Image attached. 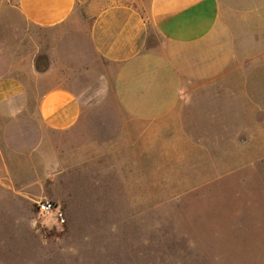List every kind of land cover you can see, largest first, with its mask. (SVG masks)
<instances>
[{
	"label": "crops",
	"instance_id": "crops-1",
	"mask_svg": "<svg viewBox=\"0 0 264 264\" xmlns=\"http://www.w3.org/2000/svg\"><path fill=\"white\" fill-rule=\"evenodd\" d=\"M17 3L29 24L88 39L105 67L95 70L93 83L81 75L77 85L64 82L32 98L11 74L14 52L0 40V187L15 196L54 200L60 212L64 199L55 184L64 166L129 172L136 151L138 160H149L150 146L177 135L174 127L196 118L202 102L216 104L210 120L222 119L227 131L237 120L229 102L238 103L240 120L261 112L255 125L264 128V97L245 101L237 91L264 87V0ZM99 81L102 93L82 89Z\"/></svg>",
	"mask_w": 264,
	"mask_h": 264
},
{
	"label": "rangeland",
	"instance_id": "rangeland-1",
	"mask_svg": "<svg viewBox=\"0 0 264 264\" xmlns=\"http://www.w3.org/2000/svg\"><path fill=\"white\" fill-rule=\"evenodd\" d=\"M17 5L0 0V40L14 52L11 74L24 93L77 85L81 75L93 83L105 66L89 40L31 25ZM254 87L237 91L257 103L264 87ZM82 89L102 93L100 81ZM213 105L199 103L196 118L187 110L190 118L172 126L177 135L153 143L149 160L136 151L129 172L64 166L55 184L62 217L41 215L35 200L0 187V264H264V128L255 125L262 113L240 120L238 103L229 102L237 120L227 131L222 119L210 120Z\"/></svg>",
	"mask_w": 264,
	"mask_h": 264
},
{
	"label": "built area",
	"instance_id": "built-area-1",
	"mask_svg": "<svg viewBox=\"0 0 264 264\" xmlns=\"http://www.w3.org/2000/svg\"><path fill=\"white\" fill-rule=\"evenodd\" d=\"M38 213L41 215H48L56 211L57 205L53 200L41 199L36 201ZM62 217L61 212H57Z\"/></svg>",
	"mask_w": 264,
	"mask_h": 264
}]
</instances>
